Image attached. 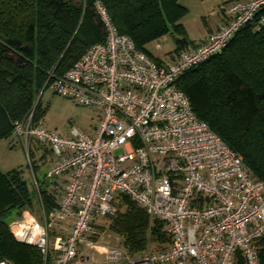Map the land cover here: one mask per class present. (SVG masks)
<instances>
[{"label":"built area","instance_id":"built-area-1","mask_svg":"<svg viewBox=\"0 0 264 264\" xmlns=\"http://www.w3.org/2000/svg\"><path fill=\"white\" fill-rule=\"evenodd\" d=\"M93 9L105 41L63 75L50 73L45 86L93 109L97 125L91 134L73 128L62 136L34 123L32 114L13 123V144L26 151L44 145L53 159L49 176L67 181L47 190L57 205L46 213L34 180L40 216L23 210L12 236L38 250L39 264H238V253L244 264H261L264 180L251 177L242 157L196 117L176 80L221 53L264 10V0L229 2L222 8L227 21L171 63H156L119 34L101 0ZM154 48L162 51L159 42ZM120 196L144 209L150 224L164 223L167 246L135 255L110 244L98 250L96 220L113 217ZM93 252L105 261H95Z\"/></svg>","mask_w":264,"mask_h":264},{"label":"trees","instance_id":"trees-1","mask_svg":"<svg viewBox=\"0 0 264 264\" xmlns=\"http://www.w3.org/2000/svg\"><path fill=\"white\" fill-rule=\"evenodd\" d=\"M95 0H0V141L12 140L13 123L32 114L41 123L40 105L50 73L63 75L105 33L96 16ZM119 34L129 36L135 47L156 63L147 50L165 34L175 38V54L191 42L181 23L187 9L180 0H101ZM260 9L219 54L212 55L176 80L188 97L196 117L242 157L251 177L264 180V25ZM35 172L36 169L32 168ZM0 190L7 205L21 215L33 208L34 191L27 172L20 168L2 172ZM46 213L56 205L55 195L41 189ZM21 212V213H20ZM9 212L0 205V259L12 264H39L41 255L17 242L8 227ZM109 230L129 254H140L156 243H169L164 223L150 224L144 209L125 196ZM238 264H244L238 253ZM260 261L264 264V239Z\"/></svg>","mask_w":264,"mask_h":264},{"label":"rangeland","instance_id":"rangeland-1","mask_svg":"<svg viewBox=\"0 0 264 264\" xmlns=\"http://www.w3.org/2000/svg\"><path fill=\"white\" fill-rule=\"evenodd\" d=\"M231 1L235 0H180V3L187 9L181 20L186 31L187 39L196 43L204 41V39L208 37V28L213 27L216 21L224 15L222 8ZM177 36L178 35L168 33L157 39L156 42L161 44L162 51H157L154 48V42L147 46V50L152 57L165 63H171L172 55L175 54V38ZM40 105L45 110V114L41 120L43 126L62 136L69 135L73 128H76L80 132L91 134L98 122L97 113L93 109L75 104L73 101L53 94L48 90L43 93ZM34 151L36 154L33 153ZM38 153L39 155L44 153L45 160L43 157H38ZM47 156L49 157V160ZM52 161L53 159L44 145L32 143L30 150L26 151L20 143L14 142L13 144L12 140L0 141L1 171L6 172L16 168L25 170L27 172L29 188L31 191H34V180L39 184V188L41 189L49 190L51 185H56L54 182L55 179L51 178L48 174ZM32 168L36 169L35 172ZM33 194L34 201L31 212L39 217L40 206L36 193L34 192ZM5 202L6 194L0 190V205H4L9 212L7 221L10 229L19 219L20 214H18L17 209L12 208ZM117 209L118 203H116V210ZM111 221L112 217H100L96 220L98 229L101 232V237L97 236L98 239H96L98 240L96 243L97 247H99L98 250H100V247H103L104 244L122 247L120 239L109 230ZM149 245L151 250L154 251L157 249L156 243H150ZM93 258L95 261H105L104 256L98 255L97 253L93 255Z\"/></svg>","mask_w":264,"mask_h":264},{"label":"crops","instance_id":"crops-1","mask_svg":"<svg viewBox=\"0 0 264 264\" xmlns=\"http://www.w3.org/2000/svg\"><path fill=\"white\" fill-rule=\"evenodd\" d=\"M227 21V18H226V16H224V15H222L221 17H220V19L219 20H217L216 21V23H215V25L213 26V27H211V28H208V34L207 35H209V34H211L212 32H214V31H216L218 28H219V26L221 25V24H224L225 22ZM205 40V39H204ZM200 42V41H199ZM33 153H35L36 154V152L34 151ZM44 153H41L40 155H39V153H38V157H43V159H44ZM47 158H48V160H49V157L47 156ZM45 160V159H44ZM50 168V167H49ZM38 172V171H37ZM48 172H49V170H48ZM67 181V177L66 176H63V177H61V178H59V179H55L54 180V182H55V184H56V186H58V187H63L64 185H65V182ZM51 187V186H50ZM49 187V188H50ZM83 251V253H84V249L82 250ZM94 259V258H93ZM97 262H100V261H98L97 260Z\"/></svg>","mask_w":264,"mask_h":264}]
</instances>
